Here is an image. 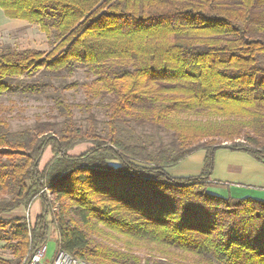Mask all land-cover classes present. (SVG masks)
<instances>
[{"label": "trees", "instance_id": "16d2710c", "mask_svg": "<svg viewBox=\"0 0 264 264\" xmlns=\"http://www.w3.org/2000/svg\"><path fill=\"white\" fill-rule=\"evenodd\" d=\"M0 8L53 44L49 53L1 52L0 94L43 91L44 82L24 79L80 66L93 76L90 99L111 96L106 136L91 114L87 127L77 125L59 86L61 120L12 131L0 118V230L11 231L15 264L46 243L51 223L58 247L85 264H264V200L209 191L223 185L211 179L218 149L264 164V0H0ZM131 122L174 141L128 142L120 131ZM82 142L90 146L71 154ZM198 150L199 174H168ZM35 200L41 212L32 221L4 216ZM132 243L153 244L159 255L143 259Z\"/></svg>", "mask_w": 264, "mask_h": 264}, {"label": "rangeland", "instance_id": "374dc122", "mask_svg": "<svg viewBox=\"0 0 264 264\" xmlns=\"http://www.w3.org/2000/svg\"><path fill=\"white\" fill-rule=\"evenodd\" d=\"M52 45L53 44L47 39L45 33L41 31L37 25L29 24L18 19L7 18L0 8V53L7 49H28L49 53L53 48ZM92 79L93 76L86 73L85 68L80 66H76L71 74L64 70L57 75H52L48 72H36L32 74V76L26 77L23 83L24 85H33L44 82L46 86L43 91H29L17 88L12 92L0 94V118L8 123L9 128L12 131L31 125L37 119L42 121L61 120L62 117L54 107V88L59 86L61 87V94L65 102L72 105L71 110L77 125L87 127L89 125L88 117L91 114L97 125L99 135L106 136L108 132V113L106 104L110 102L111 96L106 95L90 99V95L87 92L85 85L90 83ZM178 116L179 118L186 120H205L207 118V116L197 113H181ZM120 135H122L123 139L128 142L153 143L155 146L160 144L167 145L174 141V136L171 133L166 132L163 129H158L148 122L138 126L131 122L130 129L125 130L124 128L123 131H120ZM89 146V142H82L72 149L70 153L73 155L79 154L85 151ZM218 150L220 151L224 149ZM50 156L49 151H46L43 154L40 161V167L49 160ZM113 164L116 165L117 163ZM174 166H172V168ZM168 168L166 170L167 172ZM171 172L173 171H169L168 174L172 175ZM223 186L227 187L225 185ZM209 191L222 196L228 194H226L225 191H222L221 188H217V185L214 184L209 187ZM241 192L243 191H240V193ZM242 195L246 196L248 195V192L243 193ZM262 196V199L264 200V194H262ZM36 203L37 202L33 204L32 208L29 207L28 210L19 208L12 211V213L5 214L4 216L6 218H13L23 214L25 218L32 221L36 209ZM10 233V230H0V257L9 259L15 264L18 260L12 253ZM57 239V228L55 224L51 223L45 250V257L48 260H53L54 258L53 253L58 246ZM103 239L113 246L125 247L127 244L124 239L112 234H104ZM132 250L137 252L143 259L150 255H159L156 246L148 243H132ZM22 261L19 262V264H21ZM180 261V258L177 257L175 258L174 264H177Z\"/></svg>", "mask_w": 264, "mask_h": 264}, {"label": "crops", "instance_id": "0c3cea01", "mask_svg": "<svg viewBox=\"0 0 264 264\" xmlns=\"http://www.w3.org/2000/svg\"><path fill=\"white\" fill-rule=\"evenodd\" d=\"M204 155L205 152L203 150L195 151L177 163L173 168H168V172L173 171L171 172L172 176L176 177L197 175L202 169ZM211 179L227 186H217V188L225 191L226 194L230 193L235 197H244L245 195L242 194L248 192L246 196L263 198L264 164L256 161L246 153L225 149L217 150ZM240 191L243 192L240 193ZM35 202L37 203L35 204L34 217L41 212L40 201L35 200ZM34 203L30 206L31 208ZM20 216H23V214Z\"/></svg>", "mask_w": 264, "mask_h": 264}, {"label": "built area", "instance_id": "2783aa9c", "mask_svg": "<svg viewBox=\"0 0 264 264\" xmlns=\"http://www.w3.org/2000/svg\"><path fill=\"white\" fill-rule=\"evenodd\" d=\"M46 243L31 254L29 258H24L21 264H85L81 259L72 256L69 252L56 247L53 253V260L45 257Z\"/></svg>", "mask_w": 264, "mask_h": 264}]
</instances>
